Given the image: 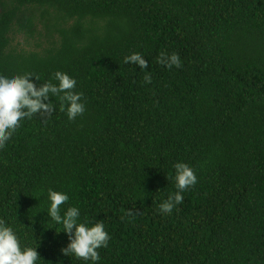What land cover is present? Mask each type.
I'll return each mask as SVG.
<instances>
[{"label":"trees","instance_id":"trees-1","mask_svg":"<svg viewBox=\"0 0 264 264\" xmlns=\"http://www.w3.org/2000/svg\"><path fill=\"white\" fill-rule=\"evenodd\" d=\"M132 52L151 83L123 62ZM57 70L77 80L84 114L68 120L52 97L56 111L0 149V218L38 244V264H89L61 252L49 188L104 221L97 264H264V0H0V73ZM176 162L198 182L161 214Z\"/></svg>","mask_w":264,"mask_h":264},{"label":"clouds","instance_id":"clouds-1","mask_svg":"<svg viewBox=\"0 0 264 264\" xmlns=\"http://www.w3.org/2000/svg\"><path fill=\"white\" fill-rule=\"evenodd\" d=\"M125 64L138 65L143 71L145 84L151 83L152 76L148 60L140 52H132L123 58ZM157 62L168 69L180 68L182 60L177 52L161 51ZM55 81V82H54ZM77 80L67 72L57 70L51 79L41 82L40 77L32 72L0 73V149L5 148L13 133L24 119H31L39 114L47 119L56 111L52 97L59 101V110L65 112L68 120H75L86 111L83 92L77 91ZM175 191L169 192L159 205L161 214H171L177 205L183 203V193L196 185L198 178L195 170L185 162L173 165ZM47 215L60 225L68 237L64 255H73L89 264L101 260L98 249L107 248L111 236L105 228L104 221H90L87 217L81 220V210L76 205H66L70 197L67 192L47 190ZM131 214V211H130ZM37 245L22 244L18 233L4 219L0 218V264H38L41 259Z\"/></svg>","mask_w":264,"mask_h":264},{"label":"rangeland","instance_id":"rangeland-1","mask_svg":"<svg viewBox=\"0 0 264 264\" xmlns=\"http://www.w3.org/2000/svg\"><path fill=\"white\" fill-rule=\"evenodd\" d=\"M36 40H38V37L28 38L23 34L16 33L13 37L12 44L15 45L17 48L34 49Z\"/></svg>","mask_w":264,"mask_h":264}]
</instances>
